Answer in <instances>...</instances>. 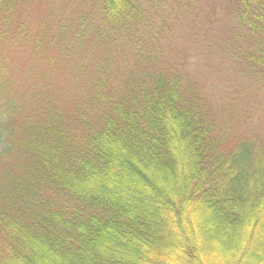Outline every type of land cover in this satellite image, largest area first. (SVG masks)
Wrapping results in <instances>:
<instances>
[{"label": "trees", "instance_id": "16d2710c", "mask_svg": "<svg viewBox=\"0 0 264 264\" xmlns=\"http://www.w3.org/2000/svg\"><path fill=\"white\" fill-rule=\"evenodd\" d=\"M209 1L0 0V264H264V133L172 31ZM229 1L264 96V0Z\"/></svg>", "mask_w": 264, "mask_h": 264}, {"label": "rangeland", "instance_id": "374dc122", "mask_svg": "<svg viewBox=\"0 0 264 264\" xmlns=\"http://www.w3.org/2000/svg\"><path fill=\"white\" fill-rule=\"evenodd\" d=\"M204 5V9L202 7ZM229 0L200 2L192 12L200 16L179 19L172 28L178 50L185 53L186 68L210 96L214 109L231 117L234 126L264 133V96L261 88L249 85L232 68L222 46L230 35ZM195 33L196 35H193ZM0 120L2 118L0 117ZM3 143L0 142V150Z\"/></svg>", "mask_w": 264, "mask_h": 264}]
</instances>
